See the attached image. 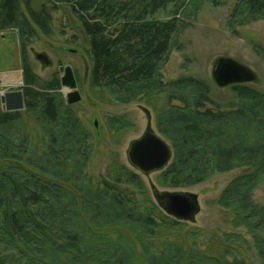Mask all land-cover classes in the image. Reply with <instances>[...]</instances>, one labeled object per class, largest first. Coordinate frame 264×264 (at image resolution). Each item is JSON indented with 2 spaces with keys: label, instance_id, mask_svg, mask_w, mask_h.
Returning <instances> with one entry per match:
<instances>
[{
  "label": "trees",
  "instance_id": "1",
  "mask_svg": "<svg viewBox=\"0 0 264 264\" xmlns=\"http://www.w3.org/2000/svg\"><path fill=\"white\" fill-rule=\"evenodd\" d=\"M228 0H0V38L17 37L25 109L8 111L0 99V264H264V92L233 85V100L212 97L193 75L165 79L163 69L179 35L207 6ZM71 9L89 41V88L102 102H142L156 113L159 133L174 156L160 172L165 188H186L217 173L249 168L233 178L216 203L232 213L234 228L253 239L258 261L243 257L239 234L210 253L179 240L186 222L156 201L141 205L129 191H145L135 170L110 159L95 181L88 171L95 133L67 103L57 73L36 72L28 47L41 32L53 34L54 13ZM166 13V18H160ZM264 20V0H237L226 27ZM112 132L133 126L127 114L108 117ZM189 233V232H188ZM174 237V238H173ZM235 238V240H231Z\"/></svg>",
  "mask_w": 264,
  "mask_h": 264
},
{
  "label": "rangeland",
  "instance_id": "2",
  "mask_svg": "<svg viewBox=\"0 0 264 264\" xmlns=\"http://www.w3.org/2000/svg\"><path fill=\"white\" fill-rule=\"evenodd\" d=\"M236 1L228 0L225 6L219 7L207 5L196 18L190 20L189 26L179 35V42L184 44V50L174 49L172 51L169 61L163 69L165 79L193 75L209 84L214 99L228 103L234 97L232 86L220 88L213 80L212 70L219 57H230L247 65L256 73V80L247 83V85L264 92V20L240 27V35L234 36L227 29L226 21ZM160 18H166V13H161ZM6 37L7 47L16 49L17 51L12 54L18 56L21 52L20 45H13L12 33L8 32ZM28 53L35 65L36 72L46 79L55 73L61 78L57 57L61 56L64 66L72 65L75 68L79 83L78 90L82 99L73 106L86 125L94 131L96 137L94 153L88 167V171L95 181H98L100 176L107 172L110 159L113 157L138 172L143 178L145 191L138 192L133 187H129V191H133L137 195V200L141 205L149 199L155 201L153 186L159 192L186 191L195 193L199 198L200 211L196 214L194 221H184L185 225L178 232L179 240L186 239L188 242L193 240L201 249L214 253L220 252L225 245L239 248L242 245L241 242H227L225 239L227 234H239L249 242L245 247L243 245L242 251L240 250L243 257H246L250 262L258 261L251 235L244 228H234L231 224L232 213L216 203L226 185L236 176L249 171V168L217 173L207 181L191 187L165 188L157 183L160 172L143 175L132 167L127 157L129 144L139 138L149 124L158 132L156 113L142 102L129 104L102 102L92 94L89 88V74L92 65L89 41L82 31L79 21L66 5L54 13L53 34L45 36L39 32L29 45ZM37 54L46 55L50 59V63L38 59ZM7 57L6 51L2 50L0 46V73L8 79L18 76V81L12 83L9 81L10 83L2 92L21 89L24 84L23 77H21L23 70L20 71L22 69L21 58L15 63L14 57L12 59ZM62 91L65 95L68 92L64 88ZM122 114L128 115L133 126L112 132L107 125L108 117ZM255 200L264 205V183L256 189ZM231 240H235V238Z\"/></svg>",
  "mask_w": 264,
  "mask_h": 264
},
{
  "label": "water",
  "instance_id": "3",
  "mask_svg": "<svg viewBox=\"0 0 264 264\" xmlns=\"http://www.w3.org/2000/svg\"><path fill=\"white\" fill-rule=\"evenodd\" d=\"M38 59L48 62L44 54H37ZM61 84L66 93L67 103L73 105L82 99L71 66L61 67ZM212 77L220 88L247 84L256 80V73L247 65L230 57H219L213 66ZM0 90V99L4 110L19 111L25 109L22 89ZM97 125V124H96ZM174 156L172 145L149 124L145 132L130 142L127 157L130 165L143 175L161 172L167 168ZM157 204L170 216L181 221H194L200 211L198 195L186 191L159 192L153 186Z\"/></svg>",
  "mask_w": 264,
  "mask_h": 264
},
{
  "label": "crops",
  "instance_id": "4",
  "mask_svg": "<svg viewBox=\"0 0 264 264\" xmlns=\"http://www.w3.org/2000/svg\"><path fill=\"white\" fill-rule=\"evenodd\" d=\"M13 40H14V46H18L19 45V40H18V38L17 37H14L13 38ZM7 44H8V40H7V37H1L0 38V46L2 47V50H5L6 51V55L8 56L7 58L9 59H12V57H14L13 59H14V62L15 63H17V61H20V52H19V54H18V56L15 54V56H13V54L17 51L16 49H13V47L12 48H9V47H7ZM14 52V53H13ZM13 53V54H12ZM8 62H10V60H8ZM12 63V62H11ZM21 63V62H20ZM12 64H14V63H12ZM10 66H12V65H10ZM20 66H21V64H20ZM16 71H19V70H16ZM20 71H22V69H20ZM1 72V71H0ZM5 72V71H4ZM17 76V75H16ZM21 77H23V73L21 74ZM7 77L5 76V75H3V74H1L0 73V90H4V88L6 89V85H8L10 82L9 81H11V83L12 82H17L18 81V76L16 77V78H12V79H6Z\"/></svg>",
  "mask_w": 264,
  "mask_h": 264
},
{
  "label": "flooded vegetation",
  "instance_id": "5",
  "mask_svg": "<svg viewBox=\"0 0 264 264\" xmlns=\"http://www.w3.org/2000/svg\"><path fill=\"white\" fill-rule=\"evenodd\" d=\"M47 63H50V59L49 58H48V62ZM57 64H58V67H59V73L60 74H61V71H60L61 67L65 68V67L68 66V65H65V66L63 65L61 56H60V58L57 57ZM69 66H71L72 69H73V72H74V75H75V78H76V81H77V85H78L79 83H78V78H77V72H76L75 68L72 65H69Z\"/></svg>",
  "mask_w": 264,
  "mask_h": 264
}]
</instances>
